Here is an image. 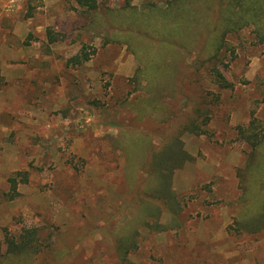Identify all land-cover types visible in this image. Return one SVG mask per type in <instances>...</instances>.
I'll return each instance as SVG.
<instances>
[{
	"label": "rangeland",
	"instance_id": "obj_1",
	"mask_svg": "<svg viewBox=\"0 0 264 264\" xmlns=\"http://www.w3.org/2000/svg\"><path fill=\"white\" fill-rule=\"evenodd\" d=\"M182 1L0 0V264H122L125 233L127 264H264V27ZM145 23L187 33L158 72ZM23 227L41 252L7 251Z\"/></svg>",
	"mask_w": 264,
	"mask_h": 264
},
{
	"label": "trees",
	"instance_id": "obj_2",
	"mask_svg": "<svg viewBox=\"0 0 264 264\" xmlns=\"http://www.w3.org/2000/svg\"><path fill=\"white\" fill-rule=\"evenodd\" d=\"M79 5L86 6L87 9L91 11H96L98 5L96 4V0H75ZM200 1V0H196ZM226 5L223 7H220L221 9V23L223 25H226L228 29L237 30L241 28L244 25L253 23L257 25L258 27H264V0H225ZM184 2L181 0V3H176L173 6L177 8L178 6L183 8ZM164 16H167V19H169L168 14H164ZM198 20V18H197ZM172 24V23H171ZM171 24L167 25V29L163 30V28L159 30H155L153 26H148V24H144V26H140L142 29L136 34L137 37L142 39L144 42L142 44V49H147L148 51L154 52L153 57L156 59V65H154L157 68L158 72V63L161 57L164 60L169 59L171 49L165 50V46L169 48H179L180 50L184 49V42H179L176 40V38H179L180 40L186 39L182 38L184 34H187L184 31H180L181 29H174L175 27ZM157 25V24H155ZM195 25V24H194ZM164 25L160 21L159 27H163ZM171 27V28H169ZM192 33H195L193 35H196V31L192 30ZM59 35L57 32H54L50 29L47 30V38L52 43L57 41L59 38ZM214 32L208 31L206 33V40L202 43L203 45V51H206L207 48L212 49V43L214 42ZM176 40V42H173ZM187 48V47H185ZM146 50V51H147ZM165 50V51H164ZM191 51V49H188ZM213 50V49H212ZM187 52V51H186ZM89 56L83 52V49L81 48V51L79 53H76L75 55L69 57L67 59L68 64L78 65L82 63L83 61L87 60ZM160 74L157 73L156 77ZM219 77H222L221 74H217ZM222 83V82H221ZM222 87H226V83L221 84ZM240 127V126H239ZM188 126L185 125L184 129H187ZM190 130L194 129V126L189 128ZM240 132H243V128H239ZM178 135V134H177ZM177 135L174 136L175 143L174 145L178 147V155H180L182 161L184 158H186L184 155V151L180 148V146L177 145ZM256 136V134H253ZM252 135V136H253ZM254 136V137H255ZM264 140V134L261 135L259 138L253 140L251 142V145L253 148H255L257 145H259ZM177 153V152H176ZM170 154L168 156L171 157ZM157 162V161H156ZM22 174V178H20V181H26V171H23L20 173ZM8 181L10 182V188L11 191L15 193L16 186H17V179L15 176H11L8 178ZM246 205H249L250 202H246ZM261 211L256 212L252 217L253 220H251L249 223L252 227L257 228V230L264 229V224H262V218L264 217V211L262 208H259ZM144 216L140 214V222L145 223V219H143ZM5 243L6 248L9 253H30V254H37L42 251V249L45 247V244L41 241V238L39 234L37 233V229L35 228H21V230L18 231L16 234H5ZM133 244V238H131V233H125L121 234L117 241H116V250L118 257L122 264L129 263L126 262V255L128 252L129 247Z\"/></svg>",
	"mask_w": 264,
	"mask_h": 264
}]
</instances>
